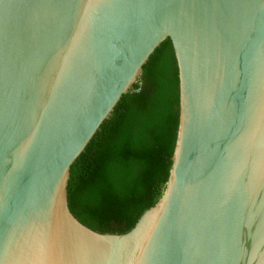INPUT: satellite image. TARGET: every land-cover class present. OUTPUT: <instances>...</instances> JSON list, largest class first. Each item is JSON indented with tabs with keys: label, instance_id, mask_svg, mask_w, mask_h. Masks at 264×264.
<instances>
[{
	"label": "water",
	"instance_id": "1",
	"mask_svg": "<svg viewBox=\"0 0 264 264\" xmlns=\"http://www.w3.org/2000/svg\"><path fill=\"white\" fill-rule=\"evenodd\" d=\"M166 39L162 194L93 230L68 171ZM0 264H264V0H0Z\"/></svg>",
	"mask_w": 264,
	"mask_h": 264
},
{
	"label": "trees",
	"instance_id": "2",
	"mask_svg": "<svg viewBox=\"0 0 264 264\" xmlns=\"http://www.w3.org/2000/svg\"><path fill=\"white\" fill-rule=\"evenodd\" d=\"M177 123V66L166 39L70 166L73 215L99 232L128 231L162 194Z\"/></svg>",
	"mask_w": 264,
	"mask_h": 264
}]
</instances>
